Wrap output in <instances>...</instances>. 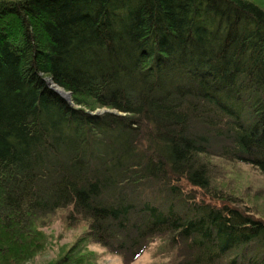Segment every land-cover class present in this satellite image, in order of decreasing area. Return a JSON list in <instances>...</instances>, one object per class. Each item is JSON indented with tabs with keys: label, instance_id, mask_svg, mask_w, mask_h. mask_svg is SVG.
<instances>
[{
	"label": "trees",
	"instance_id": "obj_1",
	"mask_svg": "<svg viewBox=\"0 0 264 264\" xmlns=\"http://www.w3.org/2000/svg\"><path fill=\"white\" fill-rule=\"evenodd\" d=\"M262 2L0 0V264L56 220L78 231L52 264L158 236L172 264H264V207L210 164L264 176Z\"/></svg>",
	"mask_w": 264,
	"mask_h": 264
},
{
	"label": "rangeland",
	"instance_id": "obj_2",
	"mask_svg": "<svg viewBox=\"0 0 264 264\" xmlns=\"http://www.w3.org/2000/svg\"><path fill=\"white\" fill-rule=\"evenodd\" d=\"M260 5L264 8V2L260 3ZM47 86L55 94L57 93L53 89L67 97L66 101H71V95L67 94L69 92L61 90L62 88L60 89V87L57 88V85L55 86L54 83H48ZM107 110L112 111L113 113L111 114L121 115L114 110L106 108H98L92 111L91 114L101 115L106 113L105 111ZM210 162L213 168H215L213 182L217 185L216 187H221L224 184L222 188L225 191H233L237 196H245V192L249 190L250 193H247L248 196H245L249 205L257 208L264 207V176L258 170L244 164L220 160L216 157L210 158ZM247 186L248 188L246 189ZM41 230L47 235L48 243L42 251L38 252L26 264H52L57 256L63 252V247L71 243L75 233L78 231L64 229L61 220H56L52 226L43 227ZM168 245V237L166 236L152 238L147 242L143 252L136 259L128 263H124L119 254L111 253L96 243L88 242L85 249L93 253L92 259L98 264H172L173 251L170 250Z\"/></svg>",
	"mask_w": 264,
	"mask_h": 264
},
{
	"label": "water",
	"instance_id": "obj_3",
	"mask_svg": "<svg viewBox=\"0 0 264 264\" xmlns=\"http://www.w3.org/2000/svg\"><path fill=\"white\" fill-rule=\"evenodd\" d=\"M49 84H53L51 80L47 81ZM55 85V84H54ZM56 86V85H55ZM57 88H59L58 86H56ZM61 89V88H60ZM59 96H61L63 99H67V97H65L64 95H62L61 93H59L57 90L53 89ZM63 90V89H61ZM64 91V90H63ZM68 95H70L69 93H67ZM67 95V96H68ZM104 112V111H103ZM106 113H113L112 111H105Z\"/></svg>",
	"mask_w": 264,
	"mask_h": 264
},
{
	"label": "bare ground",
	"instance_id": "obj_4",
	"mask_svg": "<svg viewBox=\"0 0 264 264\" xmlns=\"http://www.w3.org/2000/svg\"><path fill=\"white\" fill-rule=\"evenodd\" d=\"M60 92H63V91H61V90H59ZM64 93V92H63Z\"/></svg>",
	"mask_w": 264,
	"mask_h": 264
}]
</instances>
